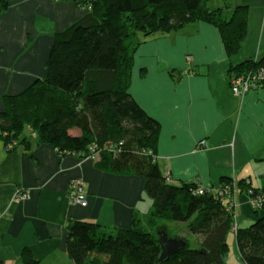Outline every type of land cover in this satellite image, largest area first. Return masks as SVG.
I'll list each match as a JSON object with an SVG mask.
<instances>
[{"label":"crops","instance_id":"0c3cea01","mask_svg":"<svg viewBox=\"0 0 264 264\" xmlns=\"http://www.w3.org/2000/svg\"><path fill=\"white\" fill-rule=\"evenodd\" d=\"M208 5L222 8L227 18L237 5L248 6V34L233 63L264 56V0H209ZM84 12L72 0L11 1L0 15V110L5 94H18L45 76L54 32ZM40 20L52 23L41 32ZM230 63L219 29L203 21L150 36L135 51L130 92L160 122L156 158L174 181L218 189L223 179L247 180L264 188V87L233 94ZM35 140L30 149H8L0 138V264H23L25 248L41 264H74L66 249L71 219L109 230L131 226L136 213L147 219L151 202L143 177L101 171L90 158L62 156ZM201 140L205 148L199 147ZM77 178L86 187V206L68 197ZM19 191L29 196L18 199ZM251 201L245 192L236 195L238 226L257 218ZM226 259L242 262L234 233Z\"/></svg>","mask_w":264,"mask_h":264},{"label":"trees","instance_id":"16d2710c","mask_svg":"<svg viewBox=\"0 0 264 264\" xmlns=\"http://www.w3.org/2000/svg\"><path fill=\"white\" fill-rule=\"evenodd\" d=\"M11 1L0 0V15ZM72 1L85 12L54 32L45 76L18 94L2 97L0 138L8 149H30L34 138L62 156L90 158L101 171L141 176L151 205L146 220L136 213L131 226L117 230L71 219L66 238L71 260L74 264H264V188L247 180L223 179L218 189H211L164 174L156 158L160 122L130 92L137 47L150 36L197 21L219 29L231 75L264 68V56L233 63L248 34V6L237 5L227 18L222 8L210 7L209 0ZM134 36L137 42L132 44ZM171 72L180 78L176 70ZM240 192L253 201L262 197L254 206L257 218L246 227L236 221ZM160 219L185 223L199 236L197 243L182 237L188 247L160 262L161 243L155 232ZM231 233L241 263L227 262ZM21 259L23 264H41L29 248L23 249Z\"/></svg>","mask_w":264,"mask_h":264},{"label":"built area","instance_id":"2783aa9c","mask_svg":"<svg viewBox=\"0 0 264 264\" xmlns=\"http://www.w3.org/2000/svg\"><path fill=\"white\" fill-rule=\"evenodd\" d=\"M230 85L232 93L235 95L247 94L253 90L264 87V68H257L248 72L233 73L230 76ZM206 141L201 140L199 143L200 148L206 147ZM198 192H203L202 189H199ZM17 198L23 199L29 196L28 191H19L17 192ZM68 197L70 200L80 203L83 206L88 204L87 200V191L82 179H74L69 187ZM262 197L259 196L257 199L252 201L254 205H260ZM237 227V224L235 225Z\"/></svg>","mask_w":264,"mask_h":264},{"label":"rangeland","instance_id":"374dc122","mask_svg":"<svg viewBox=\"0 0 264 264\" xmlns=\"http://www.w3.org/2000/svg\"><path fill=\"white\" fill-rule=\"evenodd\" d=\"M76 7L81 9L77 5H76ZM81 10L85 11L84 9H81ZM51 23H52V21H50V20H40V21H38L39 30H41V32L45 31L51 25ZM130 41L132 42V44L133 43L135 44V42H137V39L134 36V37L130 38ZM250 198H252V197L250 196ZM251 200L253 201V198ZM252 201H251V204H252V207H254L255 205H254V203H252ZM144 220H146V219H144ZM236 221H237V215H236ZM158 222H159V224H158L159 226L160 225H165V226H167L169 228L170 236H173V237H185L188 240H190V242L192 244H196L197 243V239L199 238V236H197L196 234H193L192 232H190V230L188 229V227H187V225L185 223L174 222V221L165 220V219H160ZM237 224H238V221H237ZM160 227H162V226H160ZM155 232L157 234L156 229H155ZM230 245H231V249L230 250L232 251V253L237 252V249H236L235 245L231 243V240H230Z\"/></svg>","mask_w":264,"mask_h":264},{"label":"water","instance_id":"95a60500","mask_svg":"<svg viewBox=\"0 0 264 264\" xmlns=\"http://www.w3.org/2000/svg\"><path fill=\"white\" fill-rule=\"evenodd\" d=\"M157 234L161 243L160 262L169 259L180 250L188 247V242L186 239L182 237L170 236L165 226L159 227Z\"/></svg>","mask_w":264,"mask_h":264}]
</instances>
